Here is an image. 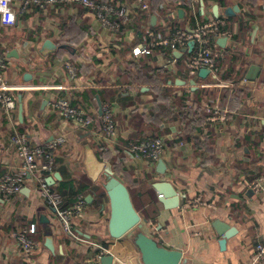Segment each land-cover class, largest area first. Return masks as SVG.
<instances>
[{"label":"crops","instance_id":"1","mask_svg":"<svg viewBox=\"0 0 264 264\" xmlns=\"http://www.w3.org/2000/svg\"><path fill=\"white\" fill-rule=\"evenodd\" d=\"M100 2L125 5L132 19V13L140 9L138 0ZM166 5L170 6L168 0L158 8L165 9ZM20 6L18 0L13 2L11 23L5 22V15H0V54L6 62L5 83L13 88L10 95L17 104L15 126L26 134L32 147L47 148L54 139H65L64 144L52 151L56 167L47 177L53 178L51 187L57 192L63 182L87 186L81 195L85 206L72 216L71 223L76 233L91 244L69 239L28 181L24 186L29 189L27 194L0 195V264H86V259L102 250L106 252L103 256L113 257V264L141 263L130 233L120 239L108 236L107 197L102 196L100 185L91 182L84 170L85 146L89 145L97 154L105 143L101 125L96 122L81 128L63 118L50 106L57 98H67L73 106L92 115L98 114L99 103L114 106L117 143L107 144L112 154L116 153L115 148L123 152L125 159H121L120 165L128 173H113L110 163L102 162L114 176L122 182L127 179L131 185L134 206L146 221L142 227L144 233L167 249L181 251L185 264H249L256 245L264 239V0H198L190 11L181 7L170 10V20L181 25L180 29L192 31L203 21L226 19V29L232 34L224 46L218 43L219 38L214 41L223 55L216 60V78L208 75L193 80L195 87L194 90L191 87V93L203 90L209 103L229 112L225 123H208L200 129L197 137L205 145L197 148L191 140L179 139L184 126L178 120L156 126L147 123L154 108L149 86L131 84L124 75L127 63L137 59L133 55L134 47L127 51L135 40L133 30L126 29L119 43V35L103 28L93 10L77 5H49L31 6L20 13ZM215 7L219 13L216 18ZM228 8H233V16H225ZM179 9L183 10L182 17L178 16ZM160 25L161 15L157 12H149L143 23V27L151 28ZM45 42L53 44L55 49L44 55L39 51ZM190 55L186 51L176 58L180 61L179 72L175 75L169 72L172 81L166 86L177 89L180 95L188 94L184 86L191 83L184 70ZM149 56L160 68L175 58L172 52L153 51ZM65 61L76 66L75 80L68 78L63 68ZM252 66L258 67L256 79L245 84L246 78L253 75ZM181 81L184 85L176 83ZM203 85L214 86L202 88ZM11 130L0 110V177L14 173L22 163L10 142ZM153 136L164 139L166 144L162 155L166 165L164 175L156 172L157 163L137 159L130 152L135 139ZM257 178H262L258 192L250 189L251 182ZM159 181L173 185L179 197L176 209L168 210L159 202L153 188ZM198 195L214 209L182 208L186 201ZM88 196L90 202H86ZM76 201L77 198L68 207ZM41 218L49 221L54 253L44 247L46 225L40 223ZM217 222L236 229L224 249L219 244ZM30 224L37 226L33 238L40 248L25 257L20 254L12 232ZM148 224L156 225L159 234L153 235ZM98 264H102L101 259Z\"/></svg>","mask_w":264,"mask_h":264},{"label":"built area","instance_id":"2","mask_svg":"<svg viewBox=\"0 0 264 264\" xmlns=\"http://www.w3.org/2000/svg\"><path fill=\"white\" fill-rule=\"evenodd\" d=\"M15 0H3V7L7 13L12 12V4ZM21 3L20 13H24L31 6L43 8L51 5H77L86 9L93 10L95 18L101 26L109 31L118 32L122 25L132 22L130 11L125 5H110L102 3L100 0H18ZM190 1L192 5L198 4V0H181ZM150 0H138V5L141 11L148 14L150 12ZM0 15H6L5 12H0ZM170 17L171 13H167ZM170 23L163 24V31H155L149 26L143 27L144 35L141 43L134 47L133 55L137 58L147 57L152 54L154 49L161 48L168 53L174 50L187 48L188 43L194 42V47L191 55L185 62L184 70L187 74L188 81H193L198 77V72L201 69L209 70V74L213 78L217 76L218 58L223 55L216 49L214 41L218 38H231V33L226 29V19H210L196 25L192 31L177 29L172 30ZM63 68L70 80H75L77 77L76 66L65 61ZM163 69L175 75L179 72L178 59L170 58L163 65ZM6 62L0 54V110L7 121L10 123L12 130L10 134V142L13 145L16 154L21 158L22 163L18 170L12 174L0 177V195L17 196L22 192L26 182H30L33 192L38 195L44 205L52 211L60 223L65 235L74 242L81 244H91L88 240L81 237L74 230L71 219L72 216L80 212L84 206L82 196L77 197V201L71 207L63 208V197L51 185L46 183V178L50 175L55 167V161L52 151L58 146L65 143L63 137L54 139L47 148L32 147L29 140L23 132L17 130L15 126L14 111L17 104L14 98L10 95L13 88L5 83ZM185 83V82H184ZM214 85H203L202 88L212 87ZM190 84L184 86L186 92H191ZM191 105V99L187 101ZM53 110L58 112L65 119L73 121L81 128H87L98 122L101 125V134L103 140L111 145L117 142V125L114 119V106L110 103L101 104V115H92L83 111L80 107L73 106L67 98H57L50 102ZM204 108L210 113L207 118L209 124H222L227 121L228 110L222 109L219 106L204 103ZM264 140V130L262 133ZM178 147V145H175ZM166 150L164 139L157 137L143 141L139 144H134L130 148L132 155L140 160L148 161L151 164H156L162 159V155ZM29 176V178H27ZM262 178L253 180L250 184V189L258 192L261 189ZM159 196V195H158ZM199 207H207L214 209L212 205L207 203L202 195H198L193 200L186 201L183 209H196ZM153 235L159 234V229L154 224H148ZM37 233V226L30 224L26 228L17 229L12 232V238L17 245L21 255L28 257L36 253L39 248V242L33 238ZM198 235V233H197ZM85 260L86 264H98L103 254ZM249 264H264V239H262L255 247V252L251 257Z\"/></svg>","mask_w":264,"mask_h":264},{"label":"trees","instance_id":"3","mask_svg":"<svg viewBox=\"0 0 264 264\" xmlns=\"http://www.w3.org/2000/svg\"><path fill=\"white\" fill-rule=\"evenodd\" d=\"M162 2H164V0H150L149 2V6L151 5L150 13L152 14L157 12L159 16L161 15V25L152 29L155 31H163V24L165 23H170L169 26L172 28V30L182 28L181 25H174L170 20V17H168L167 13L175 7H181L190 11L192 3L190 1L168 0L170 6L166 5L165 9H159L158 6ZM109 4L115 5L111 2ZM132 15V22L126 25H122L120 30L118 32H115L119 35V43L123 41V33L126 29H131L135 32V40L132 41L129 46L127 45V51L141 43L142 37L144 35L143 23L145 19L148 18V14L144 13L140 9H136L134 13H132ZM153 51L166 54V51L161 48L154 49ZM153 62L154 60L150 58V56H147V58L140 57L134 59L132 62L127 63L124 72L127 82L134 85L149 86V93L151 95L154 108L150 113V117L149 120H147V123H149V125L151 126H156L168 120H178L184 126L182 135L179 139L191 140L195 148L202 146L204 142H201L202 140L197 137V133L200 132L201 128L208 124L207 118L210 116V113L207 112L204 108V103H209V101H207L208 98L206 93L204 94L203 90H196L195 92H190L189 94L185 95L178 94L177 89H172L171 87L166 86L168 81H172L170 73L163 68L156 67ZM179 62L180 61H178V63ZM190 95L193 97H191ZM190 99L191 105H188L187 101ZM157 137L159 136H153L151 138H137L133 142H131L130 148L134 144H139L143 141L154 139ZM114 150L116 153L112 154L110 151V146H108V144L105 142L103 146L98 148L96 156L100 161H108L112 167L113 173H117L118 171L128 173L127 169L120 165V161L121 159H125V155L119 148H115ZM124 181L126 182L127 179H124ZM125 182L123 183L125 184ZM125 186L130 193L131 200L134 205L135 201L133 189L127 182ZM100 188L102 189L101 186ZM57 190L58 193L63 197L62 206L63 208H65L72 205L76 198L78 196H81L82 193L87 190V186L76 185L73 182L68 181L60 183ZM102 196L105 197L104 191L102 192Z\"/></svg>","mask_w":264,"mask_h":264},{"label":"water","instance_id":"4","mask_svg":"<svg viewBox=\"0 0 264 264\" xmlns=\"http://www.w3.org/2000/svg\"><path fill=\"white\" fill-rule=\"evenodd\" d=\"M235 9V8H234ZM233 8H228L225 11V16H233ZM178 16L182 17L183 10L179 9ZM215 18L219 16L218 7L213 9ZM156 19L155 16L152 17V21ZM189 31H191L189 29ZM218 43L224 46L226 43V38H219ZM194 47V42H190L187 48H182L179 50L172 51V55L175 58H180L184 52L191 53ZM55 46L50 42H45L43 47L40 49L41 54H48L53 52ZM251 73L252 77H247L245 84L252 82L256 79L258 72V67L252 66ZM209 70L201 69L198 72L199 78H206L208 76ZM177 84L184 85V82H176ZM195 87V81L190 83ZM19 119H22V105L19 104ZM101 104L99 103L98 115H101ZM84 170L88 179L93 183H98L108 201L109 217L107 221V233L112 239H120L121 237L131 234L133 236V244L140 253V264H185V260L182 259V252L179 250H170L165 248L155 240L153 237L147 235L142 231L143 224L146 223L142 220L131 200L130 193L125 186V184L116 176H114L106 167V164L100 161L92 148L89 145L85 146V159H84ZM166 171V165L163 160H159L156 165V172L160 175H164ZM56 178V175L54 176ZM29 178V176H27ZM46 183L49 185L53 184V178L47 177ZM153 188L158 193L159 202L164 205L168 210L176 209L179 206V197L174 189L173 185L168 181H159L153 184ZM28 188H23L22 193L27 194ZM91 197L86 198V202H90ZM41 224H45L44 227V247L51 253H54V243L51 237V231L48 227L49 221L47 219L41 218ZM218 233L220 234V247L224 249L227 239H229L235 232V228H231L226 224H221V222L216 223ZM214 224V226H216ZM102 264H113V257L111 255L103 256L101 258Z\"/></svg>","mask_w":264,"mask_h":264},{"label":"clouds","instance_id":"5","mask_svg":"<svg viewBox=\"0 0 264 264\" xmlns=\"http://www.w3.org/2000/svg\"><path fill=\"white\" fill-rule=\"evenodd\" d=\"M0 12H5V22L11 23L14 19V16L10 13H7L5 7H3V0H0Z\"/></svg>","mask_w":264,"mask_h":264}]
</instances>
